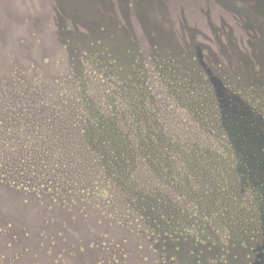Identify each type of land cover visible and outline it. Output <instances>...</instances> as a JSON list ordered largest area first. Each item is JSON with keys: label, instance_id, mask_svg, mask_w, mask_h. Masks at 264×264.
<instances>
[{"label": "rangeland", "instance_id": "obj_1", "mask_svg": "<svg viewBox=\"0 0 264 264\" xmlns=\"http://www.w3.org/2000/svg\"><path fill=\"white\" fill-rule=\"evenodd\" d=\"M0 264H264V0H0Z\"/></svg>", "mask_w": 264, "mask_h": 264}]
</instances>
